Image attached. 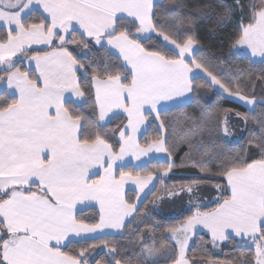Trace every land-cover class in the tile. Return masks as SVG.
Instances as JSON below:
<instances>
[{
	"label": "snow or ice",
	"instance_id": "obj_1",
	"mask_svg": "<svg viewBox=\"0 0 264 264\" xmlns=\"http://www.w3.org/2000/svg\"><path fill=\"white\" fill-rule=\"evenodd\" d=\"M156 7L154 0H0L4 29L0 81L5 82L0 95V264H100L88 258L89 248L98 247L107 249L106 264H155L154 258L168 244L178 246L173 264H190L186 252L198 227L209 230L213 244L249 237L256 245L253 264H264V111L259 119L251 118L260 135L248 141L258 158L217 157L215 173L191 161L202 178L223 180V187H216L227 195L221 194L216 206L206 211L195 203V211L178 226L168 227L159 240L154 230L147 237L142 234L140 224L151 215L144 211L140 193L154 179L162 183L174 167L169 161L162 174L156 170L146 175L124 170L129 155L136 160L153 151L172 155L163 138H154L146 146L138 142L137 134L148 117L159 121L158 128L163 130L161 113L195 99L203 87L196 81L202 78H210V86L222 90L220 95L249 106L258 102L254 96L243 95L238 82L232 87L222 82L197 58L203 48L194 31L177 30L175 37L165 31ZM244 8L243 0L196 5L180 18V24L192 31L194 17L205 10L218 20L239 10L240 23L228 37L229 47L249 51L264 63V0L247 4L246 23ZM154 36L162 38L166 51L145 46ZM34 45L51 47V51L41 54ZM72 46L80 49L75 55ZM30 49L35 55L28 54ZM93 49L105 56L98 57ZM112 56L118 64L110 61ZM25 59L29 70L22 71L17 65ZM258 78L264 82V77ZM89 100V114L77 112L76 107ZM121 113L127 114V124L118 130L114 147L109 132L117 130L108 129L107 124ZM235 115L249 122L248 113ZM223 132L230 134L227 118ZM129 181L136 185L134 199L125 197ZM198 187L199 180L193 179L168 196L191 195ZM82 207L97 209L91 218L95 222L78 215ZM160 227L155 224L156 229ZM113 232L122 238L131 234L130 256L124 254L128 245L118 249L102 239ZM97 239L100 244L88 243ZM74 244L87 247H80L75 255L65 251ZM238 259L239 264H248ZM194 264H205V260L194 259Z\"/></svg>",
	"mask_w": 264,
	"mask_h": 264
},
{
	"label": "trees",
	"instance_id": "obj_2",
	"mask_svg": "<svg viewBox=\"0 0 264 264\" xmlns=\"http://www.w3.org/2000/svg\"><path fill=\"white\" fill-rule=\"evenodd\" d=\"M245 3L243 20L246 23L248 19L247 4L251 0H243ZM257 4L260 0H255ZM216 4V5H231L234 0H159L156 2V11L159 17L164 21V30L169 34L176 36L177 30L181 33L193 34L195 32L196 38L200 41L203 48V54L197 53V58L201 59L203 63L213 72L222 82L232 87L236 82L241 85L243 95L249 97H256L259 103L251 111L238 104L235 101L227 99L220 95L210 84L204 79L197 80L196 83L202 84L195 99L190 102L167 109L161 113V119L164 120V139L165 146L169 152L172 153L171 158L174 167L168 177L163 178L161 183L157 179L155 188L150 192L147 198L143 201L144 211L151 215L150 220H144L140 224L143 229V235L148 236L150 230L155 231L157 240H159L165 230L171 226H178L188 216H190L195 209H187L178 216H166L159 213L155 207L154 202L162 195H166L169 191L180 190L182 186H187L192 183L193 179L199 180V183L210 186L217 184L223 187L224 181L220 179H207L202 178L196 166H193L191 161L195 160L202 163L211 170V173L218 171L217 164L219 161L217 157H234L236 155H244L248 159L258 158L255 148L248 146V141L251 136H259V126L252 123V117L256 116L259 119V113L264 111V103H260L264 99V82L258 77H264V63L254 61L250 56L240 53H235L230 49L229 45L231 40L228 37L233 36L241 19V13L236 10L232 16L226 20H218L217 16L213 13L211 15L206 13L196 15L195 28L190 31L187 24L181 25L180 18L190 14V11L195 10L196 5L203 4ZM187 5V7H185ZM31 22H38L33 20ZM4 29L0 28V37H3ZM77 39H80L77 33ZM145 46L155 48L157 50H165L163 42L160 38L155 36L149 42H145ZM51 50L48 49H35L41 54ZM74 55L80 51L78 46L70 47ZM35 51L29 50V55H35ZM98 57L105 56L101 52L93 49ZM79 58V57H78ZM114 64H118L115 56L109 58ZM26 60V59H25ZM24 60V61H25ZM22 71L29 70L25 63L17 65ZM3 70H0V75H3ZM79 75V73H78ZM249 76L252 77L249 81ZM5 83L0 81V85ZM82 87H86L82 85ZM4 91V90H3ZM3 91L0 95H3ZM87 95V92H86ZM92 101L89 100L87 105L83 107H76L77 112L87 116L90 112ZM248 113L249 122H245L237 117L235 113ZM228 118L232 122H237L240 125L238 131L239 139L236 141H229L223 134V122ZM199 125L197 129L193 122ZM148 128L146 132L140 137L139 143L141 146H146L154 138H163V133L158 128V124L153 120V117H148ZM126 123L124 116L119 115L107 124L108 129H116L117 131L109 132V143L114 147L119 140L118 130L122 129ZM191 143L192 147H189ZM118 150V149H117ZM168 162L166 161H151L148 164L135 168L131 165L124 168L125 171H131L133 174L139 173L146 175L148 172L159 170L161 174L164 167ZM210 173V174H211ZM227 195V193H222ZM127 198H135V193L128 191ZM132 199L129 202H132ZM216 206V202L201 206V211H206ZM96 209H87L78 212V215L89 218L87 222H95L92 217L96 216ZM143 219V216L140 218ZM158 223L162 227L156 229L155 224ZM136 226L133 225V228ZM103 240L109 241L110 244L122 249L124 245H128V250L125 255H131V244L129 240L132 239L131 234L126 233L125 237L116 235H104ZM89 244H100L101 240H90ZM159 246V244L157 245ZM80 247H87V245L74 244L65 251H70V254L75 255ZM107 249L98 247L95 250L89 248L88 258L91 261L93 258L100 261V264H106L108 256L106 255ZM178 258L177 246L168 244L162 252L154 258L155 264H173V261ZM186 258L189 259L190 264H194V259L203 258L205 264L209 260L216 261L218 264H239V259L242 258L253 264L255 260V243L236 238L222 241L221 243L213 244L212 239L206 233L199 232L193 236L190 246L186 252ZM117 259H123L122 256H117Z\"/></svg>",
	"mask_w": 264,
	"mask_h": 264
},
{
	"label": "crops",
	"instance_id": "obj_3",
	"mask_svg": "<svg viewBox=\"0 0 264 264\" xmlns=\"http://www.w3.org/2000/svg\"><path fill=\"white\" fill-rule=\"evenodd\" d=\"M158 1H159V0H154V3L158 2ZM0 28H3V27L0 26ZM78 33H79V32H78ZM160 39H161V41H162V38H160ZM162 42H163V41H162ZM54 43H55V41H54ZM163 43H164V42H163ZM48 48H50V47H45V46H35V45L33 46V49H48ZM50 51H51V50H50ZM14 59H15V58H14ZM24 63H25V66L29 69V62H28L27 59L24 61ZM31 67L34 69V67H35V66H34V63L32 64ZM0 70H3V66H2V65H0ZM201 76H202V77H205L206 74H204L203 72H201ZM204 79H205V78H204ZM205 80L209 83L210 78H207V79H205ZM4 87H5V83H3V84L0 85V92H2V91L4 90ZM212 87H213L217 92H219V93L222 91V90H220V89L218 88V86H212ZM222 96L225 97V98H227V99H230V100H232V101L237 102L238 104L242 105L243 107H245V108L248 109L249 111L253 110V109L255 108V106H256V104L253 105V106L246 105V104H244L243 102H241V101H239V100H237V99H235V98H233V97L228 96L227 94H224V95H222ZM190 101H191V99H189L188 101H186V102L183 103L182 105H184V104H186V103H188V102H190ZM257 101H258V100H257ZM257 103H259V101H258ZM174 107H178V106H170L168 109H171V108H174ZM109 115H111V114H109ZM121 115L125 117V119H126V123H125V124H127V114H126V113H121ZM156 122H157V124H159V121H156ZM147 128H148V122H146L145 125H142V126H141L140 132L137 134L138 142H139L140 137L146 132ZM160 131L163 133V139H164V129H163V130L160 129ZM164 140H165V139H164ZM151 161H166V162L171 161V162H173L172 158L169 157L167 153L153 151V152L149 153L147 156H142V157L140 158V160H136L134 156L129 155V156L125 157V159H124V164H125V167L131 165V166H133V167H135V168H139V167H142V166L148 164V163L151 162ZM93 171H95V169H93ZM170 173H171V171L169 172L168 176L170 175ZM161 174H162V173H161ZM163 178H164V177H163ZM156 183H157V179H154V180L152 181V183L149 184L148 189H145V192H144V193H140V196L144 198L143 201H144V200L147 198V196L150 194L149 189H151V191H152V190L155 188ZM135 188H136V185H134L131 181H129V182L125 185V197L127 198V193H128V191L134 192L135 195H136V192L134 191ZM181 195H186V193H181ZM181 195H179V196H172V197L166 196V197L163 198V199L159 198V199L157 200V203L162 202V200L167 201V202H172V203H173V202L177 201L178 198H179ZM154 206H155V205H154ZM87 209H96V208L82 207V211L87 210ZM96 210H97V209H96ZM170 216H174V215H170ZM107 231H109V230H105V232H107ZM199 232L206 233V234H208V235L210 236V238H211V234H210V232H209L208 229L203 228V227H198V228L195 230V233L191 236V239L189 240V246H190V244H191V241H192V239H193V236H194L196 233H199ZM112 235H116V234L113 232ZM103 236H104V235H103ZM235 238L238 239V240H244V241H248V242H253V241H252L249 237H247V236H245V237H243V238H241V237H235ZM211 239H212V238H211ZM221 242H222V241H219V242H217V243H221ZM177 249H178V246H177ZM178 255H179V253H178Z\"/></svg>",
	"mask_w": 264,
	"mask_h": 264
},
{
	"label": "rangeland",
	"instance_id": "obj_4",
	"mask_svg": "<svg viewBox=\"0 0 264 264\" xmlns=\"http://www.w3.org/2000/svg\"><path fill=\"white\" fill-rule=\"evenodd\" d=\"M235 53H240V54H245L250 56V52L246 51L244 49H239V50H233ZM251 57V56H250ZM254 61H260V57H251ZM219 93V92H218ZM228 121V127H229V132L230 134L224 136L227 140L229 141H236L239 139V135L237 134L238 131L240 130V125L237 122H232L227 118ZM224 123V122H223ZM168 177V176H167ZM165 178V177H164ZM180 190L174 191V192H179ZM222 194L221 189H217L216 186H210L206 184H201L199 183L198 189L194 192V194H188L186 195H181L177 201L175 202H167L162 200V202L157 203V200L161 197L165 198L168 196V193L166 195L160 196L155 202H154V207L155 209L166 216L174 215L178 216L181 215L185 210L187 209H192L195 207L193 206L195 203H199L201 206H206L210 205L214 202H216L217 198ZM162 198V199H163ZM190 201L192 203H190ZM256 247V245H255Z\"/></svg>",
	"mask_w": 264,
	"mask_h": 264
}]
</instances>
